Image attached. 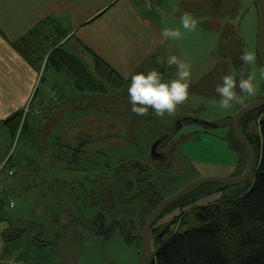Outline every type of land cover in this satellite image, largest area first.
Here are the masks:
<instances>
[{
	"label": "rangeland",
	"instance_id": "374dc122",
	"mask_svg": "<svg viewBox=\"0 0 264 264\" xmlns=\"http://www.w3.org/2000/svg\"><path fill=\"white\" fill-rule=\"evenodd\" d=\"M151 1L147 4L154 5ZM217 1L166 0L158 11L157 21L163 29L180 26L185 12L202 18L197 30L185 32L180 40L167 39L155 50L165 59L177 55L191 66L190 95L175 112L158 116L150 108L147 114L137 115L127 91L130 81L120 92L108 87L102 96L81 99L70 91L65 99L62 92L53 93L52 98L41 83L38 100L43 96L47 105L40 107L41 113L33 102L24 108L27 126L22 123L19 130L26 129V137L21 138L19 131V138L13 140L10 128L0 126V145L7 151L1 165L14 155L19 167L15 177L23 180L9 187L7 203L14 200L16 205L0 209V226L25 228L29 223L20 237L21 259L30 264H139L140 240H127L139 237L157 199L173 195L201 177L238 175L240 154L230 145L232 123L227 118L235 116L239 103L221 109L216 86L233 72L237 80L254 73L259 90L248 95L237 89L244 97L242 102H252L264 93V70L259 62L240 69L241 60L230 61L227 51V43H233L236 51L257 52L259 11L256 0ZM222 60H227L226 65H221ZM41 67L48 68L46 60L41 61ZM151 69H159L166 80L172 74L162 60H149L138 72ZM185 118L217 126L207 128L191 121L176 131ZM219 121L227 123L219 125ZM258 123H250L251 132H259ZM165 135L170 138L159 150L168 152L171 160L161 164L152 160L151 149ZM60 143L64 150L79 147L77 166L58 158ZM139 169L145 170L138 174ZM219 185L199 186L164 210L153 229L169 227L170 232H176L180 223L175 222L185 213L239 190ZM31 221L36 222L33 230ZM153 232L152 259L158 234Z\"/></svg>",
	"mask_w": 264,
	"mask_h": 264
},
{
	"label": "crops",
	"instance_id": "0c3cea01",
	"mask_svg": "<svg viewBox=\"0 0 264 264\" xmlns=\"http://www.w3.org/2000/svg\"><path fill=\"white\" fill-rule=\"evenodd\" d=\"M164 1L153 0L151 5L143 0H0V119L32 102L41 111L46 104L43 96L38 100L41 83L52 98L57 92H62L64 99L69 91L75 94L73 76L56 68L43 69L41 61L45 59L32 54V47H43L48 37H60L67 53L87 65L90 74L93 63L86 48L123 78H130L151 56L161 55L155 50L167 41L157 21ZM5 151L0 145V167ZM6 175L0 177V183ZM5 230L1 225L0 264H30L20 257L23 247L7 248Z\"/></svg>",
	"mask_w": 264,
	"mask_h": 264
},
{
	"label": "trees",
	"instance_id": "16d2710c",
	"mask_svg": "<svg viewBox=\"0 0 264 264\" xmlns=\"http://www.w3.org/2000/svg\"><path fill=\"white\" fill-rule=\"evenodd\" d=\"M59 40H61L60 37L45 38L43 47L38 44L32 47V54L39 55L42 57H40L41 59H45L48 69L56 68L73 76L76 88L75 92L81 95L80 99L84 98V96H87V98L91 96H102L100 93L105 92L108 87H112L113 90L120 92L125 84L131 81V78L127 80L123 78L104 59L86 48L85 50L90 55L93 63V70L90 74L87 65L85 66L80 62L78 57L75 58L69 55L65 47L66 43L61 45ZM227 45L235 47L233 43H227ZM26 53L30 55L29 52ZM237 53L241 55L242 49L241 51H236L234 55ZM256 53L257 61L264 70V65L258 49ZM238 57L239 56H237V60ZM160 58V55L151 56L137 68L135 72H138L149 60L159 61L161 60ZM222 61L221 65L226 63L227 60ZM164 64L166 63L164 62ZM174 67L175 66L170 67L172 74H170L171 77L168 79L174 76L173 73L176 70H173ZM245 67L246 66L241 61L240 69H245ZM135 72L133 74H135ZM244 104L245 102L239 103L238 109ZM39 112L41 113L42 110ZM233 117L234 116L228 117L227 122L232 123ZM24 118L25 110H21L6 119H0V126H7L10 128L13 140L18 136L17 133H19V131L21 138L22 136L25 138L27 135L26 129L19 130L22 123L27 126V121H25ZM253 121L259 122L258 133L250 131L249 126ZM227 122L219 121L216 123L221 125ZM241 130L252 144L256 153V169L252 176L244 183L235 186L239 190L234 195H226L225 198L213 204L203 205L200 206L197 211L193 210L185 213L181 221L176 220L175 222L180 223L179 229L176 232H170L169 227L164 229H152L154 230L153 234L155 233L156 235L158 233L155 239L157 253L150 264H264V107L258 108L245 115L241 120ZM230 133L232 136L229 141L230 145L240 154V167L237 170L239 171L238 175H240L246 168L247 152L235 138L233 130H231ZM59 145L60 152L58 158L65 160L71 165L77 166L80 163V155L77 154L79 147H71V149L65 147L68 148V150H64V144L60 143ZM162 145H160V147ZM166 157H168L169 160L167 159L161 162L156 160V162L165 164L167 161L171 160V155L168 156L166 154ZM9 159V165L14 170V174H8L4 179V184L7 187H5V185L0 186V209L3 207V203L6 202L5 194L11 192L9 187L12 186V184H18L23 181L15 177L19 167L14 161V155L11 154ZM35 166L37 165H34L33 168H41V165ZM143 170L145 169H139L138 174L142 173ZM219 186L224 188L221 185ZM161 200H163V198L157 199L154 203V207H156ZM178 202H180V199L167 208L176 205ZM31 222L32 227L30 230H33L36 222ZM24 225L25 228H23V226L16 228L11 226L10 228H6L3 232V237L8 249L11 250L20 245V237H22L23 233L29 228V223H25ZM184 227H187L186 230L180 232ZM159 230H161V232H159ZM106 233L108 235L110 232ZM130 237L131 238L127 240L128 243L135 239L138 241L140 240V248H142L143 237ZM42 244L47 245L53 243L43 242Z\"/></svg>",
	"mask_w": 264,
	"mask_h": 264
},
{
	"label": "clouds",
	"instance_id": "9594fccd",
	"mask_svg": "<svg viewBox=\"0 0 264 264\" xmlns=\"http://www.w3.org/2000/svg\"><path fill=\"white\" fill-rule=\"evenodd\" d=\"M201 19L190 12H185L180 18V26L164 28L163 36L168 40H180L185 32L197 30ZM160 59L169 67L175 66L176 76L166 80L164 73L159 69L133 74L127 91L132 103V111L137 115L147 114L150 108L158 116H163L165 113L171 114L190 95L191 66L177 55H170L166 61L163 57ZM238 59L245 66L251 65L256 62L257 53L255 50L244 49ZM255 80L254 73H250L246 78L241 76L239 80H237L235 72L223 76V82L216 86L220 108L230 109L234 102L241 103L243 101L244 97L238 93L237 89L240 93L255 95L259 90Z\"/></svg>",
	"mask_w": 264,
	"mask_h": 264
},
{
	"label": "water",
	"instance_id": "95a60500",
	"mask_svg": "<svg viewBox=\"0 0 264 264\" xmlns=\"http://www.w3.org/2000/svg\"><path fill=\"white\" fill-rule=\"evenodd\" d=\"M258 8H259V29H258V50L260 52L262 62L264 65V0H256ZM264 107V93L254 101L245 104L242 106L235 114L232 122V129L234 132L235 138L240 142V144L244 147V149L247 152V164L246 168L243 171L242 174L233 177H222V176H207V177H201L199 179H196L195 181L189 183L184 188L177 191L175 194L170 195L163 200H161L157 206L153 209V211L149 214L147 217L144 227L139 234V236L143 237V247L140 255V263L139 264H150L151 262V248H152V226L155 223L158 216L170 205L177 202L179 199L189 195L191 192L196 190L199 186L208 184V183H217L220 184L223 187H231L236 186L239 184L244 183L247 181L255 171L256 167V153L255 150L248 140V138L245 136V134L241 130V120L242 118L247 115L248 113H251L252 111ZM187 120H190V118H186ZM197 122H201L202 124H205L207 126L213 127L217 126L215 123H209V122H202L199 120H194ZM181 124V123H180ZM167 136L163 137L162 139L157 140L151 149V155L152 159L154 161H166L167 157L166 154L163 152L158 151V146L166 139Z\"/></svg>",
	"mask_w": 264,
	"mask_h": 264
},
{
	"label": "flooded vegetation",
	"instance_id": "af4514ba",
	"mask_svg": "<svg viewBox=\"0 0 264 264\" xmlns=\"http://www.w3.org/2000/svg\"><path fill=\"white\" fill-rule=\"evenodd\" d=\"M228 54L230 53V55H229V58H231V59H229V60H232V59H234V61H237V57H236V55H234V53L236 52V47H229L228 48ZM222 53H223V48H222ZM226 56V55H225ZM188 122H190L189 120H187L186 118L185 119H183V120H181L180 122H178V124H177V126L178 127H176L175 128V130H177L178 128H180L183 124H185V123H188ZM181 123V124H180ZM174 130V131H175Z\"/></svg>",
	"mask_w": 264,
	"mask_h": 264
},
{
	"label": "built area",
	"instance_id": "2783aa9c",
	"mask_svg": "<svg viewBox=\"0 0 264 264\" xmlns=\"http://www.w3.org/2000/svg\"><path fill=\"white\" fill-rule=\"evenodd\" d=\"M147 2L149 1V0H146Z\"/></svg>",
	"mask_w": 264,
	"mask_h": 264
}]
</instances>
